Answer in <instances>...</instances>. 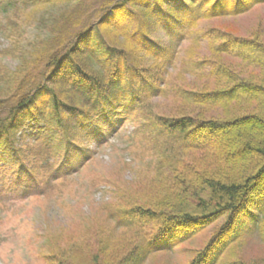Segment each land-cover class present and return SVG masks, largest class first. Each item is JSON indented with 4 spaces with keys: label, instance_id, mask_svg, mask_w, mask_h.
<instances>
[{
    "label": "trees",
    "instance_id": "obj_1",
    "mask_svg": "<svg viewBox=\"0 0 264 264\" xmlns=\"http://www.w3.org/2000/svg\"><path fill=\"white\" fill-rule=\"evenodd\" d=\"M259 7L264 0H0V32L20 59L12 86L0 87V178L9 182L0 185L44 195L127 122L148 156L150 177L136 185L144 201L109 212L112 229L94 250L51 263L144 264L213 226L189 264H216L254 231L264 243V21L247 36L228 22ZM162 104L181 112L165 115Z\"/></svg>",
    "mask_w": 264,
    "mask_h": 264
},
{
    "label": "rangeland",
    "instance_id": "obj_2",
    "mask_svg": "<svg viewBox=\"0 0 264 264\" xmlns=\"http://www.w3.org/2000/svg\"><path fill=\"white\" fill-rule=\"evenodd\" d=\"M263 21L264 8L259 7L228 22L235 33L247 36ZM4 22L0 14V23ZM17 56L19 51L0 32V87L4 90L14 82L10 71L20 64ZM1 94L7 93L0 89ZM162 105L158 111L165 115L181 112ZM133 127L125 123L77 174L54 182L44 195L34 191L22 196L17 193L20 189L9 191L8 179L0 178L6 185H0V264L70 261L67 256H75V248L94 250L96 242L106 240L113 226L108 219L109 212L117 214L144 201L143 196L148 192L136 185L150 177L148 170L141 166L148 156L135 140L131 144ZM132 198L137 202H132ZM215 228L198 233L173 250L151 254L144 264H189L209 243L218 227ZM239 258L243 264H264V243L258 231L245 236L243 243L226 251L216 264H234ZM74 259L85 261L86 258L81 254Z\"/></svg>",
    "mask_w": 264,
    "mask_h": 264
}]
</instances>
